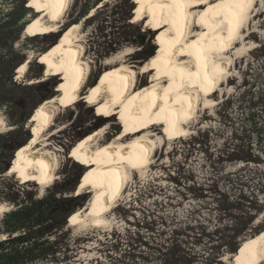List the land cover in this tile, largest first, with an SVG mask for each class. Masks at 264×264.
<instances>
[{"label": "rangeland", "instance_id": "374dc122", "mask_svg": "<svg viewBox=\"0 0 264 264\" xmlns=\"http://www.w3.org/2000/svg\"><path fill=\"white\" fill-rule=\"evenodd\" d=\"M26 1L0 0V8L6 11L12 4ZM126 1L102 0L88 10L87 15L81 17L80 13L91 5L92 0H70L62 17L59 31L45 36L35 35L27 29L28 23L39 13L35 8L30 7L29 0L27 1L24 7L30 9L24 21L28 23L18 38L12 40L14 35L12 28L3 32L5 34L0 33V134L15 131L18 132L15 137L18 146L28 142L32 136L28 121L35 108L44 101L59 95L62 89L60 76L47 68L48 64L42 62L43 56L59 43L63 34L75 23L80 24L79 39L84 47L83 53L85 52L82 57L88 62L92 71L88 78V86L92 85L101 73L103 74L108 60L123 51L132 52L125 58L129 64L135 66L134 70L138 73L137 87L148 83L150 78L143 72L140 74V69L142 64L154 54L156 36L147 29V25H150L148 24L149 17L141 21L137 17L139 3L129 0L126 4ZM128 6H133V8L127 10ZM254 6L253 10L248 13L247 24L243 26L240 36L233 45L234 49L227 53L229 73L220 80L218 87L212 92L210 99L214 105L211 104L204 108L202 101L198 103L193 118L185 126L186 135L182 137L175 135L172 139L166 138L168 140L162 136V143H156L152 164L140 172L134 171L128 177L122 196L106 213L104 224L93 225L87 218L75 225L69 224L71 215L83 209L92 198V192L89 189H83L82 194H77V183L84 176L86 168L77 162L72 151L82 138L102 127H107L102 136L104 143L111 140L116 133L124 129L122 128L123 117L121 115V118L113 117L109 120L102 118L100 107L98 105L89 107L84 100L71 105L58 102V115L49 131L52 133L58 129V132L50 137L48 146V149L56 151L59 158L57 178L51 185L41 187L33 182H23L16 174L8 173V170L0 175V205L4 206V211H0V218L4 212L13 208L10 199L23 197L40 199L47 193V188L52 189L54 183L63 184L65 182L66 188L73 189L74 187V189L72 192L66 191L63 197L81 195L75 202L79 205L73 207L74 211L69 215V220L67 219L72 236L89 238L88 242L79 249L73 264H108L107 241H113L110 236L114 231L123 232L125 228L133 229L131 222L139 217L140 208L150 207L155 202H166L167 197H170L169 202L174 205L180 203L179 215H184L187 210L198 207L200 202L190 198V194L184 187L190 181H183L182 185L177 187L178 182L174 180V178L179 179L178 174L186 172L194 178L197 185L203 186L202 192L207 194V202L204 204L208 209L199 216L209 220L206 222L209 231L217 226H227L232 222V218L226 216L230 214L229 212L223 215L215 210L212 195L207 190L209 186H216L212 189L213 191L219 189L220 192L228 194L230 199L253 195L254 201L261 206L262 212L255 217L252 226L256 233L263 231L264 193L260 192H264V163L230 162L222 158L221 153L225 139H227L226 133L229 131L224 123L228 125L229 122L222 119L218 113L221 107L218 105H221V102L227 98L233 97L235 100H231L229 107L231 106L233 114H237L238 98L245 89L243 85L245 78L252 80L250 77L253 78L257 72L264 70L261 69L264 58L257 61L251 59L250 55L252 49L264 42V0H258ZM92 9H94L93 15L88 17ZM61 33L59 39L58 36ZM42 52L40 58L39 54ZM28 56L32 58L27 70L23 77L17 79L21 67L19 63L26 61ZM34 80L41 81L30 84ZM87 88L81 94H84ZM224 109L222 107L220 111L224 113ZM155 127L161 129V126H154L152 129ZM198 134L199 142L202 143L190 145V136ZM16 152L9 155V160L7 158L3 161V166L10 163L11 159L13 160ZM78 171L81 173L80 178ZM176 189H179L181 193L177 194ZM196 194H200V191ZM220 215L223 216L219 222H216L215 219H218ZM252 237L246 235L240 243L239 253L237 255L224 254L219 264H242L239 258L240 252ZM1 238L4 237L0 235Z\"/></svg>", "mask_w": 264, "mask_h": 264}, {"label": "bare ground", "instance_id": "6f19581e", "mask_svg": "<svg viewBox=\"0 0 264 264\" xmlns=\"http://www.w3.org/2000/svg\"><path fill=\"white\" fill-rule=\"evenodd\" d=\"M134 1L139 3L137 17L140 21L149 17L147 29L156 36L154 54L140 69V74L143 72L150 78L148 83L137 87L138 73L125 58L132 52L123 51L112 56L103 74L88 86L91 70L82 57L85 52L79 39L80 24H73L62 37L63 32L59 35L61 40L44 54L42 61L60 76L61 93L35 108L28 121L32 136L19 147L8 169L21 181L41 187L51 185L57 178L59 158L48 146L50 137L58 132L57 129L49 133L59 103L71 105L84 100L89 107L98 105L102 118L109 120L122 115L124 129L111 140L104 143L102 136L107 127H102L82 138L72 151L77 162L86 168L77 194L89 189L92 198L71 215L70 225L85 218L96 226L104 224L106 213L122 196L128 177L152 164L156 143L161 144L163 138L186 135L185 126L199 102L204 108L214 105L210 99L212 92L229 73L227 53L234 49L247 24L248 13L258 0ZM69 3L70 0H29L28 5L39 13L27 29L42 36L58 32ZM31 58L28 56L21 64L17 79L23 77ZM85 88L86 92L81 94ZM154 126L161 129H152ZM3 208L0 205V211ZM239 258L242 264H264V230L244 245Z\"/></svg>", "mask_w": 264, "mask_h": 264}, {"label": "trees", "instance_id": "16d2710c", "mask_svg": "<svg viewBox=\"0 0 264 264\" xmlns=\"http://www.w3.org/2000/svg\"><path fill=\"white\" fill-rule=\"evenodd\" d=\"M27 1L12 4L6 11L0 8V33L5 34L3 32L12 28V40L18 38L28 23L24 21L30 9L24 7ZM101 1L92 0L80 16L87 15L88 10ZM128 3L129 0L126 1ZM132 8L128 6L127 10ZM250 55L251 59L261 61L264 42L252 49ZM262 63L261 69H264ZM245 79V89L238 98L237 114H233L229 107L231 100H235L233 97L218 105L221 106L219 115L229 122L228 125L224 123L229 131L221 154L226 161L260 164L264 163V70L250 77L252 80ZM222 107L225 108L224 113L220 111ZM17 133L0 134V175L6 171L7 164L3 166V161L9 160V155L20 146L16 143ZM199 139V134L190 136V145L202 143ZM78 174L80 178L79 171ZM178 176L179 179L174 178L178 182L177 187L183 181H190L184 187L190 198L200 202L198 207L179 215L180 203L174 205L167 197L166 202L140 208L139 217L131 222L134 228L114 231L110 236L113 241H107L108 264H219L224 254L239 253L240 243L246 235L258 234L252 225L262 208L254 201L253 195L230 199L219 189L213 191L216 186H209L207 190L212 195L215 210L223 215L229 212L226 216L232 218L227 226H217L209 231L206 224L209 220L199 216L208 209L204 204L207 194L202 192L203 186L197 185L189 173ZM65 185V182L54 183L40 199L23 197L9 200L13 208L0 218V235L4 236L0 239V264H73L79 249L89 238L72 236L67 219L73 213V207L79 205L75 202L81 195L63 197L66 191L74 189ZM199 191L200 194H196ZM175 192L181 193L179 189ZM223 215L215 219L216 222Z\"/></svg>", "mask_w": 264, "mask_h": 264}, {"label": "snow or ice", "instance_id": "6c2138e0", "mask_svg": "<svg viewBox=\"0 0 264 264\" xmlns=\"http://www.w3.org/2000/svg\"><path fill=\"white\" fill-rule=\"evenodd\" d=\"M175 2H176V3H181L182 0H175ZM196 2H197V3H206L207 0H196ZM218 6H219V5H214V6H212V7H218ZM201 22H205V21L201 20Z\"/></svg>", "mask_w": 264, "mask_h": 264}, {"label": "water", "instance_id": "95a60500", "mask_svg": "<svg viewBox=\"0 0 264 264\" xmlns=\"http://www.w3.org/2000/svg\"><path fill=\"white\" fill-rule=\"evenodd\" d=\"M67 28V27H66ZM65 28V29H66ZM60 35V34H59ZM59 37V36H58ZM58 37H56V38H58ZM11 162H12V159H11V161H10V163H8L7 165H6V171L10 168V165H11Z\"/></svg>", "mask_w": 264, "mask_h": 264}, {"label": "flooded vegetation", "instance_id": "af4514ba", "mask_svg": "<svg viewBox=\"0 0 264 264\" xmlns=\"http://www.w3.org/2000/svg\"><path fill=\"white\" fill-rule=\"evenodd\" d=\"M40 56H41V54H40ZM20 64H22V62H21V63H19V65H20ZM19 65H18V66H19ZM18 66H17V67H18ZM17 67H16V68H17ZM16 68H15V69H16ZM39 73H40V71H39ZM15 151H17V150H15ZM13 152H14V151H13ZM13 152H12V153H13Z\"/></svg>", "mask_w": 264, "mask_h": 264}]
</instances>
